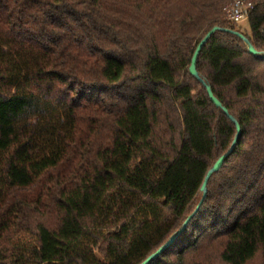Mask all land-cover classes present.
Segmentation results:
<instances>
[{
	"label": "trees",
	"instance_id": "obj_1",
	"mask_svg": "<svg viewBox=\"0 0 264 264\" xmlns=\"http://www.w3.org/2000/svg\"><path fill=\"white\" fill-rule=\"evenodd\" d=\"M233 0H0V264H142L237 130L189 74ZM196 69L241 128L150 264H264V58L226 31Z\"/></svg>",
	"mask_w": 264,
	"mask_h": 264
},
{
	"label": "water",
	"instance_id": "obj_2",
	"mask_svg": "<svg viewBox=\"0 0 264 264\" xmlns=\"http://www.w3.org/2000/svg\"><path fill=\"white\" fill-rule=\"evenodd\" d=\"M218 31H226L229 33H232L233 35H235L236 37L240 38L241 40H243V42L246 44L248 51L250 54L254 55V56H260L264 58V53H258L255 48L249 43V41L239 32L236 31H230V30H222L218 27L213 28L211 31L208 32V34L201 40V42L198 44V46L195 49V52L192 56L191 59V63H190V67H189V74L195 78H197L198 80H200L202 82V84L204 85V87L207 90L208 96L210 98V100L215 104V106L219 109H221L225 115L228 116V118L234 122L235 126H236V130H237V135L235 137V140L231 146V148L228 150V152H226V154H224L222 157H220L216 163L213 165V167L208 171L205 180L203 182V185L201 187V192L203 193V198L200 201V203L198 204L194 214L192 216H190L187 221L184 223L183 227L181 228V230H179L174 236H172L170 238V240L163 246L161 247L159 250H157V252H155L152 256H150L149 258H147L142 264H150L152 261L156 260L157 258H159L164 252H166L172 245L173 243L182 235V233L184 232V230L187 228L189 222L191 221V219L193 218L194 215H196L198 213V211L201 208V205L207 195V184L209 182V180L211 179V177L218 173L219 170L221 169V167L223 166L224 162L231 156V154L233 153L236 143L238 141L239 135L241 134V128L239 126V124L235 121V119L229 114L228 110L222 106V104L220 103V101L214 96L211 87L205 82L203 81L196 69V63H197V59L198 56L200 54V52L202 51L203 47L206 45V43L209 41V39L212 37V35Z\"/></svg>",
	"mask_w": 264,
	"mask_h": 264
},
{
	"label": "built area",
	"instance_id": "obj_3",
	"mask_svg": "<svg viewBox=\"0 0 264 264\" xmlns=\"http://www.w3.org/2000/svg\"><path fill=\"white\" fill-rule=\"evenodd\" d=\"M253 10L254 5L247 4L244 0H233L227 11L228 22L236 26L246 23Z\"/></svg>",
	"mask_w": 264,
	"mask_h": 264
},
{
	"label": "rangeland",
	"instance_id": "obj_4",
	"mask_svg": "<svg viewBox=\"0 0 264 264\" xmlns=\"http://www.w3.org/2000/svg\"><path fill=\"white\" fill-rule=\"evenodd\" d=\"M237 27H238V31L243 32V33L244 32L249 33V26H248L247 22L243 23L241 25H238Z\"/></svg>",
	"mask_w": 264,
	"mask_h": 264
}]
</instances>
